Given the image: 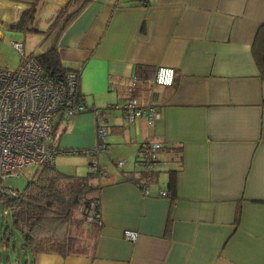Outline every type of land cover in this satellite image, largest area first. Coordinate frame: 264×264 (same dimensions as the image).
<instances>
[{
	"label": "crops",
	"instance_id": "0c3cea01",
	"mask_svg": "<svg viewBox=\"0 0 264 264\" xmlns=\"http://www.w3.org/2000/svg\"><path fill=\"white\" fill-rule=\"evenodd\" d=\"M66 1L0 0V42H52L44 32ZM263 18L264 0H88L64 25L54 40L60 65L77 72L88 108L122 104L135 77L136 98L159 118L124 122L121 110L105 111L90 246L38 252L33 264H264V80L250 49ZM157 66L174 70L171 86L153 82ZM53 127L59 150L96 141L89 110ZM147 142L161 149L143 174Z\"/></svg>",
	"mask_w": 264,
	"mask_h": 264
},
{
	"label": "built area",
	"instance_id": "2783aa9c",
	"mask_svg": "<svg viewBox=\"0 0 264 264\" xmlns=\"http://www.w3.org/2000/svg\"><path fill=\"white\" fill-rule=\"evenodd\" d=\"M150 1L139 0L143 5ZM11 45L19 54L18 64L14 68L0 65V193L15 195V189L5 187L3 182L6 178L16 177L24 167H53L55 155L61 152L54 140L53 119L57 116L68 118L86 110L94 114V145L87 150L72 152L88 156L87 168L96 177L104 175L96 157L104 150L102 140L106 128L102 121L106 110H121L124 122L143 116L147 124H152L159 118L150 103L142 104L136 98L135 77L130 81L129 94L122 104H107L102 110L88 108L78 92L77 72L65 70L57 76L44 75L35 55L24 54L20 42H11ZM173 78L174 70L170 67L157 66L153 70V82L157 85L171 86ZM160 149L158 142L141 146L139 161L143 172L154 169ZM115 164L120 167L123 161L118 160ZM138 185L142 194L147 195V185ZM165 194V191L159 192L161 196ZM86 220L90 221L91 216ZM123 236L134 240L136 234L125 230Z\"/></svg>",
	"mask_w": 264,
	"mask_h": 264
},
{
	"label": "trees",
	"instance_id": "16d2710c",
	"mask_svg": "<svg viewBox=\"0 0 264 264\" xmlns=\"http://www.w3.org/2000/svg\"><path fill=\"white\" fill-rule=\"evenodd\" d=\"M87 2L88 0H67L64 8L57 12L44 32L45 38L52 42H41V51L35 55L44 75L57 76L65 71L60 65L54 40L64 25L79 13ZM32 17L31 3L23 13L22 22L28 25ZM250 49L259 76L264 80V18L258 26ZM95 177L88 168L82 175H73L56 171L53 167L38 166L23 188L15 189V195L0 193V207L10 214L11 221V226L0 225V264L20 263L21 258L17 260V254L11 261L8 254L1 253V250H7L9 245L19 251L24 260L23 264H33L34 256L38 252H52L60 256L84 252L86 248L78 245L79 236L71 230L78 227L82 221L87 222L91 228L98 218L96 198L90 195L97 189L91 183V179ZM90 204H93L92 208ZM78 208H81V219H76L73 215ZM87 216H91L90 221L86 220ZM15 230L19 235L17 247L18 238H14L13 233ZM91 232L89 230L88 233Z\"/></svg>",
	"mask_w": 264,
	"mask_h": 264
},
{
	"label": "rangeland",
	"instance_id": "374dc122",
	"mask_svg": "<svg viewBox=\"0 0 264 264\" xmlns=\"http://www.w3.org/2000/svg\"><path fill=\"white\" fill-rule=\"evenodd\" d=\"M38 25V24H37ZM33 27H36L33 25ZM43 28V24L40 23V26ZM24 34L26 31H22ZM18 36L21 37V33L17 32ZM26 41V39H25ZM38 43L40 42H23V53L26 55H31L35 51H38ZM19 60V54L16 52V50L11 46V42H0V65L7 67V68H14L18 64ZM99 156V155H98ZM97 156V157H98ZM87 166V160L86 157L78 152H71L68 150H61L58 154L54 157V165L53 169L56 171L66 173V174H73V175H82L86 171ZM35 166L30 167H24L20 170V173L16 177L6 178L3 182V185L5 187H12L17 190H21L25 184V182L32 176ZM81 208H78L77 211H75L74 218L81 219L80 214ZM10 214L1 209L0 207V225H10ZM89 226L87 222H81L78 227H73L71 232H74L77 236H79V246L88 249L91 242V236L89 232ZM14 238H18L16 240V247L19 243V235L18 232L15 230ZM78 233V234H77ZM11 244V243H10ZM2 254H8L11 261H13L14 256L17 254V260H20L19 264H23V257H20L19 251L14 250V248L9 245L8 249L4 251V249L1 250Z\"/></svg>",
	"mask_w": 264,
	"mask_h": 264
}]
</instances>
